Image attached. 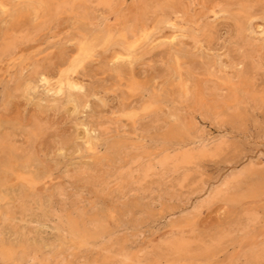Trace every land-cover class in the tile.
Returning a JSON list of instances; mask_svg holds the SVG:
<instances>
[{
	"label": "rangeland",
	"instance_id": "1",
	"mask_svg": "<svg viewBox=\"0 0 264 264\" xmlns=\"http://www.w3.org/2000/svg\"><path fill=\"white\" fill-rule=\"evenodd\" d=\"M65 1L0 0V44L23 31L0 58V264H243L264 242V190L201 201L234 171L264 172V0H75L54 14ZM240 9L251 13L244 41ZM220 140L182 183L166 179L171 192L156 175L138 181L140 161ZM96 216L105 236L69 232V219ZM180 233L236 243L171 263L161 248Z\"/></svg>",
	"mask_w": 264,
	"mask_h": 264
},
{
	"label": "bare ground",
	"instance_id": "2",
	"mask_svg": "<svg viewBox=\"0 0 264 264\" xmlns=\"http://www.w3.org/2000/svg\"><path fill=\"white\" fill-rule=\"evenodd\" d=\"M74 1L75 0H66L65 2L57 3L56 6L53 8V11L52 12L55 14V13H58L59 11H61V10H68V9H70L72 7ZM94 1H95V3H96L97 6H104V5L107 6V3H108V0H94ZM173 3L174 2L170 3L169 6H168V8L170 10H172L174 8L173 7ZM29 5H30V7H32L33 9H35L31 3ZM166 18H163V19L159 20V22L160 23L167 22V19ZM250 18H251V13L249 12L248 9H240L239 12L236 13V14H234L233 17H232V20L234 22L235 34H236L237 38L239 40H241V41L246 40L244 38V35L243 34H244L245 30H246V28H245L246 27V23L248 22V20ZM172 27H173V25H172ZM199 31H201V29ZM203 31H204V34H207L209 32L208 29L207 30L204 29ZM22 33H23V31H21L19 33V35L17 34L18 36L14 37L12 39H4V42L2 41V43L0 44V58H2L4 55H6V56L9 55L12 52V50L14 49V48L12 49V42H13V40L15 38H17V37H22V35H21ZM200 34H202V33L200 32L198 34V36ZM198 36H197V38H198ZM206 36H209V34L206 35ZM206 36H202V37H206ZM170 41H171V39L169 40L168 43H170ZM236 41H237V39H236ZM241 41H238V43H240ZM175 57L177 58L176 55H175ZM39 79H41V77ZM44 82H46V80H44ZM71 89H72V87H71ZM169 126L171 127V124L167 126V130H168V127ZM175 126H176V124H175ZM171 128H173V127H171ZM179 128H180V126H179ZM174 130H176V129H174ZM178 130H181V129H178ZM175 132H171V133H175ZM171 133H169V134H171ZM180 133L181 134H184V135L186 134V133H183V129L181 131H179L177 134L179 135ZM166 135H168V133ZM174 136L177 137L176 135H174ZM183 137L185 138V136H183ZM179 138L180 137H178V139ZM186 138H185V142H188L187 140L190 141V139H187L186 140ZM182 143H184V142H182ZM191 144H189V143L188 144L187 143L185 144L184 143L182 145H179V147L177 146L178 148L177 149L175 148L176 150H174L173 152L164 151V152L156 155L155 157L153 156L151 158H146V160H147L146 162H143V161L141 162L140 161L139 162V166H138V168L136 170V171H139L141 173L140 176H138V181L139 180L144 181L146 178H150V176L156 175L158 177V179H159V182H160V183L158 182L159 183V186H158L159 191H163L164 193L171 192L174 189L175 185H173V186H171V188L167 189L166 185H167V182L168 181H166V179L168 177H171V176L175 177V179H176V185L182 183L186 179L187 174L193 168H195V166L197 165L196 162L200 158L217 156L221 152V150L223 149V147L225 145V141L224 140H220V141H218L216 143H213V144L212 143L211 144L200 143L199 145H196V146L195 145L194 146L193 145L191 146ZM114 147H118L117 149L119 151L122 149L120 145L116 146V144H114ZM8 150L9 151L3 150V156L5 155L4 158L6 159L7 163H9L12 160V158H13L12 155L14 153V151L12 150V148H9ZM1 160H3V159L1 158ZM131 165H129V166H131ZM118 169H120V168H118ZM232 171H234V170H232ZM262 173L264 174V172H262ZM262 173H261V175L260 174L254 175L253 172H252V169L251 170H248L247 169V170L234 171L231 175L227 176V178L225 177V179H222L223 181L219 185L213 186V184H212L211 185L212 188L209 189V192L207 191V196H205V199L203 198L204 200L201 199V200H203L201 202H203V203H209V202H212L214 200H220V201L222 200L224 202L227 201V202H235V203H237L241 199L253 197L255 195V194H253V191L264 190V176H263ZM132 174H133L132 172H129V175L130 176H132ZM242 180H245V181H242ZM172 181H174V180H172ZM200 185H203V184H200ZM241 185H242L243 188H241ZM203 187L204 186H202V188ZM205 195H206V193H205ZM197 203L194 202L195 205ZM242 219L244 220L243 223L241 222L239 224L242 226V230H244L243 233L245 234V231H246V234H247L249 227L257 219L256 218V214L253 213V212L248 213V214H246L245 219L244 218H242ZM242 219H241V221H242ZM90 221L92 223L91 222H87V223H89V224L91 223L92 225L94 224V227L93 228L90 226L91 224L90 225L88 224L89 227L88 226L86 227L85 223H80V221L72 220V219H69L67 221L66 225L68 227L69 232L73 236H75V237H78V236L79 237H82V235H87V236H90L91 238H97L99 236H102L104 234V232H103L104 229H103V227H102V225L100 223L99 217L96 216V218L94 220H90ZM82 222H83V220H82ZM238 222H240V220H238ZM236 225H237V223H236ZM241 226H238V227H241ZM90 227H91V229H90ZM237 229L239 231V229H241V228H237ZM233 231H234V229H233ZM172 233H171V235H172ZM176 233H178V232H176ZM103 236H105V235H103ZM230 236H232V235H230ZM227 237L228 236H226V235H220V236H217V237H212L211 239L209 238L210 239V242L209 243H203V242H193L192 240L186 239L183 236L182 233L176 234L169 241H167L165 243V245L161 248V252H162L161 253V256L163 258L167 257L168 260L172 263V262H179L181 259L191 258V257H194L196 255L197 256H199V255L204 256L206 254L208 255L209 253L210 254H212V253L215 254V253H217L219 251L224 250V248H225L223 246L224 244H226V245H232V247H233V245L235 246V243H236L235 240L236 239L233 236L232 237H229V238H227ZM77 239L78 240H81L79 238H77ZM26 247H27V249L30 248V247L28 248V246H26ZM123 247L125 249V246H123ZM32 248L33 249L30 248L31 249V254L37 256L36 254L39 251V249H37L38 247L37 248L32 247ZM218 248H221V249H218ZM120 250H122V249H120ZM125 251H127V250H125ZM22 252H24V251H21V253ZM122 252H123V250H122ZM130 253L125 252L124 255H123V258L124 259L123 258L122 259L124 261H127L128 259H130V257L133 256V255H130ZM25 254H27V253H25ZM242 254H244V253H242ZM19 255H20V252H19ZM161 256L159 255L157 257L160 258ZM29 257H31V256H29ZM42 257H43V255H42ZM155 257H156V255H155ZM119 258H120V256H119ZM119 258H118V260H120ZM132 259H133V257H132ZM166 259H165V261H166ZM22 260H23V258H22ZM160 260H161V258H160ZM153 261L155 262L156 260L153 259ZM62 262L63 261H61V264H62ZM149 262H150V260H149ZM243 262H244L243 264H262V263L264 264V242L261 243L260 245H255V246L250 247L246 251V253L244 255ZM41 264H50V263L47 260H44ZM114 264H116V261L114 262ZM131 264H132V262H131ZM166 264H168V263H166Z\"/></svg>",
	"mask_w": 264,
	"mask_h": 264
}]
</instances>
